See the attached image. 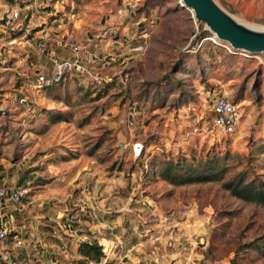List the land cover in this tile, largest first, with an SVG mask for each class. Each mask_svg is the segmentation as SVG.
Wrapping results in <instances>:
<instances>
[{"label": "rangeland", "instance_id": "rangeland-1", "mask_svg": "<svg viewBox=\"0 0 264 264\" xmlns=\"http://www.w3.org/2000/svg\"><path fill=\"white\" fill-rule=\"evenodd\" d=\"M216 1L264 29V0ZM45 20L15 32L0 20V188L28 181L30 215L95 230L107 253L123 243L109 223L124 213L145 248H169L189 264H230L240 244L263 235L264 206L218 182L174 186L148 171L154 159L230 152L235 172L264 179V53L216 45L182 0H59ZM74 46L98 60L59 85L26 88L52 58L73 57ZM219 97L239 110L233 131L215 123ZM240 255L264 264L252 251Z\"/></svg>", "mask_w": 264, "mask_h": 264}, {"label": "crops", "instance_id": "crops-1", "mask_svg": "<svg viewBox=\"0 0 264 264\" xmlns=\"http://www.w3.org/2000/svg\"><path fill=\"white\" fill-rule=\"evenodd\" d=\"M29 202L26 198L18 204L11 203L7 198L4 200V208L1 207L0 214L7 217L11 235L0 243V252L3 254L1 264H80L82 259L78 253L80 243L96 242L93 239H97V231H92V236H88L82 234L85 229L76 230L69 222L65 223L66 230L60 222L61 218L57 216L44 223L39 220L42 218L30 215L27 210ZM111 220L113 222L109 224L116 227L117 235L118 233L121 235L123 243L120 246L116 243L117 247L112 248L109 254L105 252L103 262H107V259L113 256L111 260H116L115 264H172V260L178 258L183 260L179 264H189L190 259L185 254L169 248L164 247L159 251L152 245L148 248L143 247L141 240L127 224H124L126 220L124 213L112 217ZM58 226L63 231L58 229ZM110 228L113 230L111 226ZM138 231L139 235L145 232L140 227ZM112 232L110 231V234ZM112 239L113 241H110L115 244L114 238ZM68 247L73 257L71 261L68 259Z\"/></svg>", "mask_w": 264, "mask_h": 264}, {"label": "trees", "instance_id": "trees-1", "mask_svg": "<svg viewBox=\"0 0 264 264\" xmlns=\"http://www.w3.org/2000/svg\"><path fill=\"white\" fill-rule=\"evenodd\" d=\"M203 33L209 34L210 32L206 30ZM216 45L221 46V44ZM71 74L67 73L61 80L44 89L59 85ZM116 79V77L112 78L106 85L107 88L112 86ZM232 157L230 152H226L223 156L209 155L205 159L195 156L191 159L187 157L154 159L151 161L148 174L152 175L155 180L161 179L174 186L218 182L234 197L247 203L264 206V179L258 173L252 175L250 168L235 172V164L231 163ZM27 182L26 180L21 181L22 185L18 187H26ZM250 251L256 254V259L264 257V233L251 242L240 244L230 264H243L239 259L241 252ZM78 253L82 258L80 264L102 263L106 257L104 246L97 241L80 243Z\"/></svg>", "mask_w": 264, "mask_h": 264}, {"label": "built area", "instance_id": "built-area-1", "mask_svg": "<svg viewBox=\"0 0 264 264\" xmlns=\"http://www.w3.org/2000/svg\"><path fill=\"white\" fill-rule=\"evenodd\" d=\"M59 0H0V20L6 29L10 32H15L22 28L25 24L34 23L38 18L46 19V15L50 10L56 9ZM47 24V21L45 20ZM208 36L215 44H221L231 52L235 50L227 43L219 41V39L211 32ZM74 56L65 60L52 58V69L47 72V65L42 67L35 79L26 82V88L32 90H43L53 83L61 80L67 73L82 72L87 70V66L98 60L90 54L83 55L80 53L78 46H74ZM126 80L129 79V74L125 73L122 76ZM94 82L100 85L105 84L107 79L99 74H95ZM112 79V78H111ZM109 79V80H111ZM240 113L236 104L227 97H219L215 102V123L223 131H233L235 126L240 121ZM136 155L140 156L143 151V144H135ZM29 195V189L26 187H16L11 190L0 188V209L3 206L4 200L7 198L11 203L18 204L22 199ZM11 235L8 226L7 217L0 214V243ZM104 247V251H105ZM3 254L0 252V264L3 262ZM90 264H106L90 263Z\"/></svg>", "mask_w": 264, "mask_h": 264}, {"label": "water", "instance_id": "water-1", "mask_svg": "<svg viewBox=\"0 0 264 264\" xmlns=\"http://www.w3.org/2000/svg\"><path fill=\"white\" fill-rule=\"evenodd\" d=\"M182 4L193 10L196 20L204 23L219 41L238 53H264V29L242 22L216 0H182Z\"/></svg>", "mask_w": 264, "mask_h": 264}]
</instances>
